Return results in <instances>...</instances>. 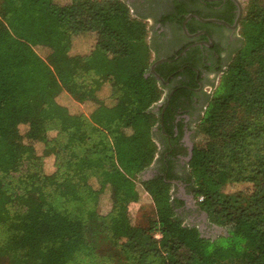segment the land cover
<instances>
[{
    "label": "trees",
    "instance_id": "1",
    "mask_svg": "<svg viewBox=\"0 0 264 264\" xmlns=\"http://www.w3.org/2000/svg\"><path fill=\"white\" fill-rule=\"evenodd\" d=\"M8 9L19 12L21 28L41 18L35 45L44 57L10 29ZM240 29L244 44L208 99L199 122L204 143L194 148L187 170L199 210L225 230L213 238L178 212L182 201L171 175L141 178L158 151L159 115L152 107L163 93L149 71L147 23L122 0H0V113L13 122L0 138V171L17 169L12 143L40 142L54 159L44 187L9 192L0 182V264H131L130 257L146 264L152 254L160 256L155 264H264V157L245 162L238 156L247 155L246 127L232 129L241 106L264 114V0H248ZM85 32L94 34L93 48L71 55L73 38ZM45 95L53 100L45 103ZM88 125L108 138L92 141L83 134ZM225 147L234 164L221 162ZM229 181L251 186L228 194L222 184ZM146 193L151 212L135 222L130 206H139ZM105 207L124 214L107 231L99 211Z\"/></svg>",
    "mask_w": 264,
    "mask_h": 264
},
{
    "label": "flooded vegetation",
    "instance_id": "2",
    "mask_svg": "<svg viewBox=\"0 0 264 264\" xmlns=\"http://www.w3.org/2000/svg\"><path fill=\"white\" fill-rule=\"evenodd\" d=\"M133 17L147 23L151 64L162 78L163 93L152 111L158 151L142 175H171L178 212L186 222L201 224L203 211L189 203L187 170L194 150L196 124L222 70L244 41L240 29L243 0H122ZM150 73L153 74L149 67ZM154 75V74H153ZM209 89V90H208ZM160 110V111H159ZM159 113V114H158ZM196 204V203H195ZM208 221L204 222V226ZM204 227L202 228L203 234ZM205 235V234H204Z\"/></svg>",
    "mask_w": 264,
    "mask_h": 264
},
{
    "label": "rangeland",
    "instance_id": "3",
    "mask_svg": "<svg viewBox=\"0 0 264 264\" xmlns=\"http://www.w3.org/2000/svg\"><path fill=\"white\" fill-rule=\"evenodd\" d=\"M58 3H65L68 0H56ZM244 2V10L243 15L246 14L247 11V5L248 0H243ZM19 16V12L16 10L8 9L6 10V15L4 16V21L8 24L10 29L17 34L15 30H19L20 33H23L22 35L25 37V40H27L29 43H31L34 47V50L36 51L39 56L44 57L43 49L40 48V45H35L37 38V29L39 26V23L41 22V18L38 19L35 23V27L29 25L28 27L21 28L20 23L17 21ZM10 23L12 27L10 26ZM15 28V29H14ZM26 28V30H25ZM82 35L78 37L71 45V49L69 53L71 55L79 54L82 50L84 51L87 47V45L90 44L91 40L95 39L94 34L90 32L81 33ZM94 37V38H92ZM36 38V39H34ZM209 90V89H208ZM63 97L57 96L56 99L58 102L62 101ZM44 102L49 103L53 100L50 96H43ZM66 121L71 120L70 117H65ZM114 121L118 122V119L114 117ZM245 126L246 132H243L247 134V139L249 141L248 144H245L243 152L247 150V155L239 154L241 158H244L245 162H249L251 159V162L255 161V156L260 155L264 157V114L261 116V114L252 112L246 109L245 106H241L237 108V112L235 113V117L233 119L232 123V129L236 128L239 125ZM13 125L12 119L9 118L6 115H3L0 113V138L4 137L7 130ZM15 125V123H14ZM263 126V128H262ZM20 132L25 136V132L27 130V126L24 124H21L19 126ZM196 134L193 137L194 140V148H199L204 143V137L200 131L199 123L196 124ZM50 135H53V132L49 133ZM83 134L90 138L94 142H99L101 139H107L106 133L99 129L96 126L88 125L83 129ZM242 132L238 134L237 137H235V140L237 141V145L240 143L239 140L241 139ZM231 142H227V144H230ZM13 148V156L11 159V164L15 167H17L16 170H12L9 173H3L0 171V182L2 188L6 189L9 192H12L14 189L18 188H25V187H38L42 186L44 187L48 183V177L50 173L54 170V159L52 156H48L46 154L44 146L40 142H33L32 145L26 146L25 144H19V143H12ZM236 145V151L238 149ZM44 150V153H43ZM224 152V153H223ZM223 153V156L220 158L221 162L224 163H230L234 164V158L233 155L230 154L228 147L221 149V154ZM190 167V166H189ZM69 175L82 177L81 172L69 170ZM143 177H147L143 175ZM142 178V174H141ZM251 186V183L249 182H241V181H229L222 184V191L228 194H237L239 192H244L248 187ZM174 189V187H173ZM109 195L106 194L102 198V202L104 205H108L109 202ZM143 204V206H142ZM151 204H150V198L148 195L144 194L141 197V204L139 206L132 205L130 206V216L133 221L137 222L139 217H141L140 222L142 223L144 221L143 217H145L148 213L151 212ZM99 211L104 214V217L102 218V227L105 231H107L109 228L112 227L113 223L117 220H122L124 217V214L122 212L117 211H108V208H100ZM206 229L204 231V234L206 236H214L215 234H220L221 232L225 231L224 228L220 227V229H215L212 224H208L204 226V222L201 223ZM217 226V225H216ZM202 227V228H203ZM160 256L158 254L150 255L146 258L145 262L146 264H155L157 260H159ZM125 262V261H124ZM128 262L131 264H134V258L130 257L128 258ZM113 264V263H109ZM121 264V263H120ZM125 264V263H124Z\"/></svg>",
    "mask_w": 264,
    "mask_h": 264
},
{
    "label": "water",
    "instance_id": "4",
    "mask_svg": "<svg viewBox=\"0 0 264 264\" xmlns=\"http://www.w3.org/2000/svg\"><path fill=\"white\" fill-rule=\"evenodd\" d=\"M153 67H154V64H152L151 66H150V69L152 70V72H153V74L157 77V78H159L160 80H162V78L154 71V69H153ZM144 179H147L146 177H143ZM172 183H175V181L174 180H170ZM190 198V200H189V203L190 204H193L192 205V207H196L197 205L195 204V201H194V198H193V196H191V197H189ZM206 218H207V214L205 213V212H203V219H204V222L206 221ZM214 226V228L215 229H220V227L219 226H216V225H213ZM198 227H199V230L200 231H202V227H203V225L202 224H198ZM216 235H218V233L217 234H215L214 236H212L213 238L216 236Z\"/></svg>",
    "mask_w": 264,
    "mask_h": 264
},
{
    "label": "crops",
    "instance_id": "5",
    "mask_svg": "<svg viewBox=\"0 0 264 264\" xmlns=\"http://www.w3.org/2000/svg\"><path fill=\"white\" fill-rule=\"evenodd\" d=\"M82 34H79V35H76L74 38H73V40H72V43L74 42V40H76L78 37H80ZM92 36H93V34H91ZM92 38H94V37H92ZM94 42H95V40L93 39V40H91V42H90V44L89 45H87L86 47V49L83 51H81L79 54L81 55V54H87L92 48H93V46H94ZM66 95H68V97H69V99H71V97H70V95L69 94H66ZM56 101H57V99H56ZM79 105H82L83 103H79V102H77Z\"/></svg>",
    "mask_w": 264,
    "mask_h": 264
},
{
    "label": "built area",
    "instance_id": "6",
    "mask_svg": "<svg viewBox=\"0 0 264 264\" xmlns=\"http://www.w3.org/2000/svg\"><path fill=\"white\" fill-rule=\"evenodd\" d=\"M146 195H148L147 193H146ZM201 199V198H200Z\"/></svg>",
    "mask_w": 264,
    "mask_h": 264
}]
</instances>
